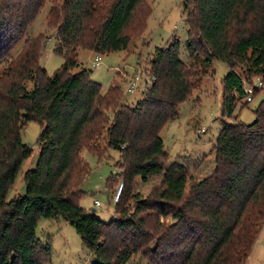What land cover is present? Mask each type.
<instances>
[{
  "label": "trees",
  "instance_id": "obj_1",
  "mask_svg": "<svg viewBox=\"0 0 264 264\" xmlns=\"http://www.w3.org/2000/svg\"><path fill=\"white\" fill-rule=\"evenodd\" d=\"M2 1L0 64H10L0 73V264H50L51 244L37 234L41 218L72 224L94 254L92 264H127L139 252L152 264H244L264 224V100L251 123L223 120L214 167L197 180L182 162L165 163L160 133L196 87L198 61L201 67L215 59L228 65L222 106L229 117L237 99L247 96L245 82L252 75L264 78V0H186V48L194 69L180 58L179 39H169L151 59L146 74L153 83L132 104L123 102L120 83L104 91L91 70L74 69L80 49L128 51L134 42L126 30L144 0L52 6L48 22L56 29L55 51L64 58L52 75L41 64V37L25 36L45 0ZM151 12L143 7L132 29L143 32ZM23 39L21 51L11 55ZM29 120L41 124L39 157L24 173L25 192L7 199L32 154L21 135ZM84 147L99 155L107 148L121 153L123 186L108 221L79 204L89 173ZM160 175L146 196L134 191L136 177L147 183ZM189 179L194 182L187 190Z\"/></svg>",
  "mask_w": 264,
  "mask_h": 264
},
{
  "label": "rangeland",
  "instance_id": "obj_2",
  "mask_svg": "<svg viewBox=\"0 0 264 264\" xmlns=\"http://www.w3.org/2000/svg\"><path fill=\"white\" fill-rule=\"evenodd\" d=\"M62 2L63 0H45L41 9L29 21L25 33L26 37H41L44 44L41 64L49 75H52L64 63L63 56L55 51L57 42L55 25L48 22L51 7L56 4L60 5ZM3 3L2 1V6ZM185 3L186 0H144L132 24L126 30L131 34L134 42L130 49L101 54L100 64L96 67L93 66V62L97 53L80 49L78 53L79 67L74 71L80 67L91 70V78L100 82L104 91H107L111 84L120 83L123 90V102L132 104L143 97L146 73L152 69L151 59L156 48L163 47L169 39H179V56L188 61V66L194 69L193 59L189 57L186 48L188 26ZM150 6L152 12L147 19L146 29L138 33V30H133L132 27L139 19H142L141 15L138 16L141 9L143 7L147 9ZM2 13L3 10L0 9V15ZM24 39L11 49V55L15 56L21 51ZM9 64L10 59L4 60L0 64V73L5 71ZM197 67L199 69H196L198 71L193 75L196 87L189 99L180 104L178 116L170 119L160 133L168 154L165 163L168 164L174 160L182 162L195 180L211 172L214 167L216 157L214 144L223 120L233 121L235 118L244 123H251L256 118L255 110L264 100L263 83L261 88L256 90L251 101L247 102L246 97L237 99L232 116H226L223 113L222 105L223 81L229 72L228 65L220 59H215L207 67H201V62L198 61ZM141 71L144 73L142 79L138 81V88L130 90V80ZM237 71L246 78L243 68L238 67ZM260 78L252 75L250 79H247L252 81V84L259 85V80L263 79L264 81V78ZM31 85L30 82L29 86ZM41 130V124L36 120H29L22 128V141L31 147L32 154L22 163L16 180L8 191L7 199L25 192L24 173L35 166L39 157ZM80 154L88 162L89 173L82 183L86 193L79 200V204L89 211L94 208L98 217L108 221L114 214L116 215L114 200L118 199L123 186L117 175L120 171L117 164L120 161L121 153L118 149L107 148L99 155L84 147ZM110 182H113L114 188L110 186ZM160 182L161 175L152 177L147 183L141 181L140 177H136L133 189L146 196ZM193 182L194 180H188L187 190L190 189ZM95 200L100 201L99 206L94 204ZM117 215L119 214L117 213ZM37 234L44 243L51 244L50 264H92L95 258L84 244L76 228L63 218H41L37 226ZM127 264L152 263L147 256L139 252ZM244 264H264V224Z\"/></svg>",
  "mask_w": 264,
  "mask_h": 264
},
{
  "label": "built area",
  "instance_id": "obj_3",
  "mask_svg": "<svg viewBox=\"0 0 264 264\" xmlns=\"http://www.w3.org/2000/svg\"><path fill=\"white\" fill-rule=\"evenodd\" d=\"M100 55L101 54H97V56L95 57V61L93 62V66L96 67L100 64ZM144 72L141 71V73H138L134 76V78L132 80H130V85H129V88L130 90H135L136 88H138V81L140 79H142V74ZM154 81V78L150 75H146V78H145V87H148L150 86ZM261 80H259L258 84H261ZM244 91L247 93V96H246V99L247 100H252V94L254 92V84L250 83V82H245L244 84ZM116 200V199H115ZM94 204L96 206H99L100 205V201L99 200H95L94 201Z\"/></svg>",
  "mask_w": 264,
  "mask_h": 264
},
{
  "label": "water",
  "instance_id": "obj_4",
  "mask_svg": "<svg viewBox=\"0 0 264 264\" xmlns=\"http://www.w3.org/2000/svg\"><path fill=\"white\" fill-rule=\"evenodd\" d=\"M91 212H92V213H95V209L93 208V209L91 210Z\"/></svg>",
  "mask_w": 264,
  "mask_h": 264
}]
</instances>
